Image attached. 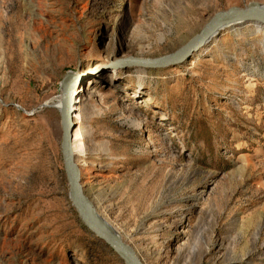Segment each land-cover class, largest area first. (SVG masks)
Segmentation results:
<instances>
[{
  "label": "rangeland",
  "instance_id": "obj_1",
  "mask_svg": "<svg viewBox=\"0 0 264 264\" xmlns=\"http://www.w3.org/2000/svg\"><path fill=\"white\" fill-rule=\"evenodd\" d=\"M252 3L0 0V264H124L69 198L54 104L72 75L84 194L142 264H264V32L112 66L174 55Z\"/></svg>",
  "mask_w": 264,
  "mask_h": 264
},
{
  "label": "water",
  "instance_id": "obj_2",
  "mask_svg": "<svg viewBox=\"0 0 264 264\" xmlns=\"http://www.w3.org/2000/svg\"><path fill=\"white\" fill-rule=\"evenodd\" d=\"M238 21L264 26V5L252 3L242 10L231 9L227 12L215 15L192 41L174 55L155 60L129 58L116 61L112 66L165 69L181 65L210 41L213 37H210V34L214 29L224 24ZM80 83L81 77L78 75L69 79L66 77L62 83V109L60 111L62 127L61 153L66 179L69 185V198L83 225L115 253L124 264H142L133 249L127 245L117 233L107 228L100 221L84 194L81 185L80 171L72 147L73 131L75 129V123L73 121L75 112L74 106L77 105L74 99L78 94L77 91L80 87Z\"/></svg>",
  "mask_w": 264,
  "mask_h": 264
},
{
  "label": "bare ground",
  "instance_id": "obj_3",
  "mask_svg": "<svg viewBox=\"0 0 264 264\" xmlns=\"http://www.w3.org/2000/svg\"><path fill=\"white\" fill-rule=\"evenodd\" d=\"M243 23L241 22V21H238V22H231V23H228V24H224V25H222V26H220V27H217L216 29H214L213 31H212V33L210 34V37H212V36H214L215 34H217V33H219V32H221V31H223V30H226V29H231V30H233L234 29V31H238V28H233V27H235V26H239V25H242ZM252 25H256V26H254L255 28H256V30L258 31V32H264V26L263 25H258V24H252ZM259 26V27H258ZM205 51V50H204ZM202 53V51H199L198 52V54L197 55H200ZM76 75H74V76H68V79L69 78H71V77H75ZM74 101H77L78 103H80L81 102V100L78 98V97H75V99H74ZM61 102H62V98L60 97L59 98V100L54 104V107L60 112L61 111V109H62V105H61ZM76 103V102H75ZM49 103H46V105H48ZM74 108L76 109V106H74ZM74 116L75 115H73V121H74ZM74 132H73V140H74ZM84 147V143L83 142H80V143H78V148H79V150H82V148ZM74 155H75V153H74ZM99 217V216H98ZM99 219H100V221L107 227V228H109V229H111L112 231H114L115 233H117V231L109 224V223H107L104 219H101L100 217H99ZM118 234V233H117ZM119 235V234H118Z\"/></svg>",
  "mask_w": 264,
  "mask_h": 264
}]
</instances>
